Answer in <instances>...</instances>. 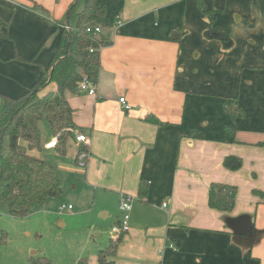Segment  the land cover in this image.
<instances>
[{"label": "crops", "instance_id": "1", "mask_svg": "<svg viewBox=\"0 0 264 264\" xmlns=\"http://www.w3.org/2000/svg\"><path fill=\"white\" fill-rule=\"evenodd\" d=\"M74 2L0 0L7 24L0 110L4 97L26 94L49 70ZM103 2L101 36L110 44L100 51L96 94L68 95L89 142L70 138L58 165L69 166L79 190V206L68 214L96 211L107 226L119 216L111 236L102 232L86 256L85 249L68 260L52 252V263L100 264L99 253L120 235L113 229L122 220V196L129 195L130 229L110 258L115 264H264V0ZM232 102L242 117L227 112ZM50 136L41 139L47 151L56 149L46 148ZM82 148L90 153L84 168ZM227 158L240 159L241 167L231 169ZM212 184L237 187L232 211L209 206ZM88 195L90 205L83 202ZM57 224L63 229L67 221Z\"/></svg>", "mask_w": 264, "mask_h": 264}, {"label": "trees", "instance_id": "2", "mask_svg": "<svg viewBox=\"0 0 264 264\" xmlns=\"http://www.w3.org/2000/svg\"><path fill=\"white\" fill-rule=\"evenodd\" d=\"M103 1L85 0L83 8L77 11L78 0H75L69 8L61 44L49 70L26 94L17 98L4 97V106L0 110V203L9 205L10 215L15 219L28 218L35 207H43L63 193L55 167L30 152L41 148L40 121L43 119L57 139L56 150L60 155L66 153L67 142L74 133H79L74 121L75 110L68 95L82 93L80 83L85 77L95 85L99 81L100 51L110 43L101 36L102 31L94 34L87 29L100 27L102 30L107 26V7ZM204 11L208 12L205 8ZM6 28L7 24L0 19V38L7 37ZM215 31L218 30L212 32ZM50 85H54L55 89L48 90ZM226 110L234 119L243 116L242 109L234 102L228 103ZM21 141H25L27 146ZM259 145L264 147V142ZM84 150L87 148L80 149L79 153ZM225 163L233 170L242 165L237 158H227ZM140 195H144V185H141ZM236 196V186L212 184L209 206L230 212L234 209ZM126 233L113 238L111 244L99 253L100 264H115L110 258L116 256ZM30 264L53 263L48 257L40 255L31 257ZM77 264H88L87 258H81Z\"/></svg>", "mask_w": 264, "mask_h": 264}, {"label": "rangeland", "instance_id": "3", "mask_svg": "<svg viewBox=\"0 0 264 264\" xmlns=\"http://www.w3.org/2000/svg\"><path fill=\"white\" fill-rule=\"evenodd\" d=\"M84 1L80 0L77 11L83 8ZM40 129L44 142L51 138L45 119L40 121ZM21 144L27 146L25 141H21ZM42 145L40 150L31 151L30 154L47 160L55 167L57 176L63 182V193L60 197L49 200L43 207H35L34 212L26 219L13 218L9 205L6 202L0 203V264L22 263L23 260L37 256L32 255L33 252L48 256L52 262L53 259L48 255L52 252H63L65 255L61 257L68 260L78 249H85L86 256L94 243L98 245L101 242L102 232L108 238L111 236L112 224L117 221V215L119 216V213L116 214L113 223L107 226L109 220L103 219L101 213L97 214L96 211L77 217L71 216L67 211L59 214V207L64 204L79 206V190L73 188L69 166L58 165L59 162L64 164L65 156H61L56 149L47 151L44 143ZM92 200L90 195L83 198V202L88 205L92 204ZM75 212L76 210L73 213ZM58 219L66 220L67 226L60 229Z\"/></svg>", "mask_w": 264, "mask_h": 264}, {"label": "built area", "instance_id": "4", "mask_svg": "<svg viewBox=\"0 0 264 264\" xmlns=\"http://www.w3.org/2000/svg\"><path fill=\"white\" fill-rule=\"evenodd\" d=\"M68 28L69 27H67V29ZM101 31L102 30L100 27H95V28L89 27L87 29V32L94 33V34H99L101 33ZM80 90L82 93L84 92L90 95H95L96 85L88 77H85L83 81L80 83ZM120 102L123 103L126 110L130 109V106L127 104L125 98H121ZM74 137L78 143L88 144L89 142V138L84 133H74ZM56 145H57V139L54 138L51 142H49L46 145V148H49V149L54 148L56 147ZM89 158H90L89 151L87 150L81 151L78 155V164L81 165V167L83 168L86 167ZM132 201H133V197L129 195L122 196L121 203H120V209L122 211V220L120 224L114 227L113 229V231L116 234L126 233L130 229L129 222L131 219ZM166 207H167V203H164L163 208H166ZM71 209H73L72 205H62L59 207V214H62L64 211L71 210Z\"/></svg>", "mask_w": 264, "mask_h": 264}]
</instances>
